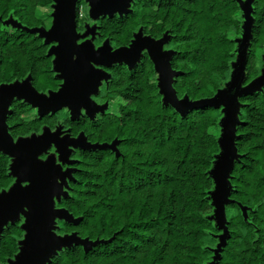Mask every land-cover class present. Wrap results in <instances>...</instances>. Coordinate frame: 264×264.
<instances>
[{
    "label": "trees",
    "instance_id": "16d2710c",
    "mask_svg": "<svg viewBox=\"0 0 264 264\" xmlns=\"http://www.w3.org/2000/svg\"><path fill=\"white\" fill-rule=\"evenodd\" d=\"M56 0H0V87L29 81L42 95L61 80L40 9ZM81 4L85 5L84 2ZM250 4L251 44L242 87L264 74V0H131L126 12L80 17L96 46L130 48L139 35L165 41L178 108L166 101L161 76L143 51L132 66L113 64L93 96L103 111L75 119L69 109L37 115L14 100L7 125L18 141L45 130L83 138L56 209L61 237H77L47 264H264V86L239 96L236 158L218 192L214 170L224 155L217 130L225 108L202 105L233 80ZM81 6V5H80ZM94 22L93 26L89 23ZM15 160L0 151V190L13 185ZM21 222L0 238V264L20 253Z\"/></svg>",
    "mask_w": 264,
    "mask_h": 264
},
{
    "label": "water",
    "instance_id": "95a60500",
    "mask_svg": "<svg viewBox=\"0 0 264 264\" xmlns=\"http://www.w3.org/2000/svg\"><path fill=\"white\" fill-rule=\"evenodd\" d=\"M79 0H56L54 7L57 8L55 16V27L51 31L36 29L34 33L45 40L46 44L57 43V40L52 39L53 36L62 37L65 40L64 47L53 48L50 50V55L55 57L56 72L58 78L65 81L64 88L58 93H51L49 96L42 95L37 92L29 81L17 83L14 85H5L0 87V151L11 156L15 163L12 167V176L18 177L17 173L22 169L30 174L36 182L38 189L47 195L48 192H54L56 195L51 197V202L55 205L50 209L48 216L51 218L54 241L45 243L40 246L29 244L26 254L24 253L17 258L16 262L10 264H19L21 259L30 260L33 264H47L54 258L63 248L68 247L74 242L90 247V243L80 241L77 237H61L55 230L57 220L72 221V217L68 213L56 209V200H60L64 195L63 185L67 183V179L71 176V171H63L62 165H56L54 160L48 163L43 168H36L33 164V152L37 149L51 144L58 147L63 164L69 163L68 157L71 151L77 148H96L87 144L83 138L71 139L69 137L61 138L60 132L52 133L47 131L41 138L19 139L17 142L9 134L7 125L8 116L10 115L11 106L14 100H21L32 105L40 110L42 114H49L57 110L69 109L74 118L77 119L84 109L89 117L97 112L103 111L104 108L98 107L92 100V96L98 93L101 84L107 81L109 76L104 70L113 64L126 63L130 66L134 65L141 57L143 51L148 52L150 58L154 62L157 72L161 76V88L166 96V101L173 103L178 108L188 107L186 101L179 102L172 90L171 82L174 73L170 67L169 59L172 53H163L162 47L165 41H154L149 37L139 35L136 41L130 48H122L112 51V48L106 43L103 47L96 49L93 43H86L81 47H87L88 54L79 57L76 61L72 58V53L75 51L68 45L72 36H81L77 32L76 23V6ZM91 4V15L93 18H98L100 15L113 14L114 12H126L131 0H115L116 7L110 6L113 0H86ZM244 20L246 21L245 32L240 41V49L238 51L239 59L236 64V70L233 80L227 89L213 100L199 103L195 107L202 105L211 107H224L226 117L223 120V138L221 145L224 150V155L219 160V163L214 170L215 182L220 192L226 186V179L229 176L233 163L236 158V149L234 147L235 128L238 124V114L240 105L238 103L239 96L249 94L256 89L264 86V74L258 80L252 82L247 88H243L242 84L245 79V71L247 67V53L251 44V29L253 20L250 16V4L243 6ZM95 53H101L96 56ZM97 60L100 62L97 63ZM48 147V150L51 148ZM44 152H41L43 155ZM19 178V177H18ZM61 179V184L57 181ZM12 187L11 191L13 199L7 201L5 210L0 213V235L4 228L9 223L15 224L20 218H17L16 211L19 205L23 203ZM39 200L34 199V204H38ZM28 218L26 217V220ZM47 222L39 225L41 231L46 229ZM32 227L35 229L36 223L33 221L30 224L23 226L26 228ZM26 246V242H24Z\"/></svg>",
    "mask_w": 264,
    "mask_h": 264
},
{
    "label": "snow or ice",
    "instance_id": "6c2138e0",
    "mask_svg": "<svg viewBox=\"0 0 264 264\" xmlns=\"http://www.w3.org/2000/svg\"><path fill=\"white\" fill-rule=\"evenodd\" d=\"M112 7H116L117 4L115 0L110 5ZM52 39L58 41L59 47L65 46V40L62 37L53 36ZM92 38L89 36H72L70 44L68 45L75 51L72 53V58L76 61L79 57L88 54L87 47H81L86 45V41L91 40ZM96 56H100L101 53H95ZM100 61L97 60V63ZM48 147H51V144L44 146L43 148L37 149L33 152V164L36 168H43L46 165L41 164L40 161H47V155H41V152L46 153L48 151ZM56 148H52V152L55 153ZM19 177V183L13 181V184H16V188L13 189V192L17 194V196L23 200V203L19 205V209L16 211L17 218L21 216L27 217V220H21L22 224H30L33 221L36 223L35 229L32 227L26 228L27 237H26V254L27 248L29 244H35L36 246L43 245L48 242L54 241L55 237L53 235V227L51 218L48 216V212L50 209L54 208L55 205L51 202V197L56 195L54 192H48L45 195L41 192L33 177L25 172L23 169L17 173ZM13 199L12 193L4 192L0 190V213H3L5 210V205L7 201H11ZM34 199H38L39 203L34 204ZM47 222V227L43 231L39 228V225L43 222ZM19 264H33L30 260L21 259Z\"/></svg>",
    "mask_w": 264,
    "mask_h": 264
},
{
    "label": "flooded vegetation",
    "instance_id": "af4514ba",
    "mask_svg": "<svg viewBox=\"0 0 264 264\" xmlns=\"http://www.w3.org/2000/svg\"><path fill=\"white\" fill-rule=\"evenodd\" d=\"M82 2H84L85 5L81 4ZM80 5H81V6H80ZM87 5H91V4L88 3L86 0H79L78 3H77V6H76V23H77L76 25H77V32H78V19H77V12L79 11V15H80V17L83 18L84 15H81L80 13H81V12H84V6H87ZM89 15H91V13H90ZM78 34L80 35L79 32H78ZM86 43H93V44H94V41L91 40V41L86 42ZM54 44H55V43H51V44H48V45H49L50 47H52ZM105 44H106V43H105ZM94 45H95V44H94ZM100 46H102V45H100ZM100 46H96V45H95V47H96L97 50L99 49L98 47H100ZM103 46H104V44H103ZM106 69H107V68H104L105 71H106ZM61 82H62V83H61L60 90L63 89V88H64V85H65V81L61 80ZM104 82H105V81H104ZM104 82H103V83H104ZM103 83L101 84L100 88L102 87ZM100 88H99V90H100ZM99 90H98V92H99ZM49 95H50V94H49ZM49 95H47V96H49ZM93 96H95V95H93ZM93 96H92V100H93ZM15 101H16V100H15ZM11 107H12V106H11ZM10 111H11V109H10ZM82 111H83V112H86L84 109H83ZM8 129H9V126H8ZM47 131H49V130H45L44 132H42V133H40V134H36L35 136H32V138H22V139L41 138V137H43V136H41V135H42V134L45 135V133H46ZM50 132H51V131H50ZM58 132H60V131H58ZM52 133H54V132H52ZM60 133H61V138H66V137H69V138H70V136H68L66 133H63V132H60ZM9 134H10V130H9ZM10 136H11V135H10ZM71 139H72V138H71ZM15 141H16V140H15ZM16 142H17V141H16ZM53 147H56V148H57V151H58V147H57L56 145H53V146H52V147H51L46 153H44L43 155H47V156H49V154L52 152V148H53ZM71 152H72V151H71ZM57 155H59L58 152H57ZM57 155H56V156H50V157H48L47 161H42V162H43V163H48V162L52 159V160L55 161V164H56V165H62V168H63V171H64V165H65V164L62 163L61 158H60V160L58 161ZM59 156H60V155H59ZM69 156H70V155H69ZM13 178H14V181H16L17 183H19V178H18V177L13 176ZM57 181L61 184V179H58ZM13 186L16 187V184H13V185L7 190V192H10ZM65 186H66V184L63 185V191H65ZM55 200L57 201V197H55ZM23 218H24V217L21 216L20 219H19V221H17L15 224L20 223L21 220H22ZM15 224L9 223V225H7V226L4 228L2 234L0 235V238L2 237L4 231H5L10 225H15ZM21 229H22V231H23L24 233L26 232V231L23 229L22 223H21ZM20 248H21V249H20V253H19V255L16 257V259L12 260L11 262H16V261H17V258L20 257V256L24 253V250H26V246L24 245V242L22 241V239H21V241H20ZM27 250H29V248H27ZM11 262H10V263H11Z\"/></svg>",
    "mask_w": 264,
    "mask_h": 264
},
{
    "label": "rangeland",
    "instance_id": "374dc122",
    "mask_svg": "<svg viewBox=\"0 0 264 264\" xmlns=\"http://www.w3.org/2000/svg\"><path fill=\"white\" fill-rule=\"evenodd\" d=\"M91 11H92V7H91V5H87V6H84V12H81L80 14L81 15H85V16H89V14L91 13ZM57 15V8L56 7H54L53 9H40V10H38V16L40 17V18H42L44 21H45V24H46V28H45V30L46 31H51L54 27H55V16ZM243 16H244V13H241L240 15H239V18H241V19H243ZM89 25L90 26H93L94 25V22H90L89 23ZM89 30H91V28H89L88 30H86L85 32H83V33H80V35L81 36H89V37H91L92 38V34H91V32L89 31ZM92 40V39H91ZM91 40H88V41H86V42H89V41H91ZM58 44L57 43H55L52 47H50V50L51 49H53V48H58L59 46H57ZM101 47H103V45L102 46H100V47H98V48H101ZM225 112V111H224ZM40 113V110H36L35 111V114H39ZM56 131H54V133H55ZM217 133H218V135H219V137L222 139L223 138V127L220 129V130H217L216 131ZM41 136H44V134H42ZM54 148H56V147H54ZM57 155V148H56V151H55V153H53V152H51L50 154H49V156L48 157H50V156H56ZM57 158H58V161L60 160V156L59 155H57ZM65 171H67L66 169H64V172ZM23 220H26V217H24L23 218ZM59 221L57 220L56 221V224H55V227L56 228H58L59 227ZM26 224H22V226H25ZM55 232L57 233V231L55 230ZM58 234V233H57ZM26 237H27V232H25L24 234H23V238H22V241L23 242H26Z\"/></svg>",
    "mask_w": 264,
    "mask_h": 264
}]
</instances>
